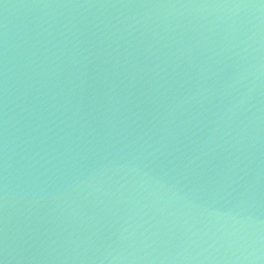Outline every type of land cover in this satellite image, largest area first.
<instances>
[{
	"label": "water",
	"instance_id": "water-1",
	"mask_svg": "<svg viewBox=\"0 0 264 264\" xmlns=\"http://www.w3.org/2000/svg\"><path fill=\"white\" fill-rule=\"evenodd\" d=\"M0 264H264V0H0Z\"/></svg>",
	"mask_w": 264,
	"mask_h": 264
}]
</instances>
